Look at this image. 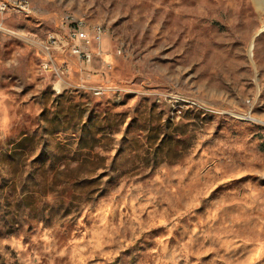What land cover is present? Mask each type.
Instances as JSON below:
<instances>
[{
	"label": "rangeland",
	"instance_id": "rangeland-1",
	"mask_svg": "<svg viewBox=\"0 0 264 264\" xmlns=\"http://www.w3.org/2000/svg\"><path fill=\"white\" fill-rule=\"evenodd\" d=\"M27 1L0 28V264H264V0ZM68 15L103 35L59 79L38 43Z\"/></svg>",
	"mask_w": 264,
	"mask_h": 264
},
{
	"label": "built area",
	"instance_id": "built-area-1",
	"mask_svg": "<svg viewBox=\"0 0 264 264\" xmlns=\"http://www.w3.org/2000/svg\"><path fill=\"white\" fill-rule=\"evenodd\" d=\"M25 11H33L26 0H0V28H4V19L7 15L24 16ZM65 31H48L39 41L38 45L44 57L41 60V69L51 71L59 79L67 73L66 63L58 64L55 61V53L73 56L81 65L82 70H87L93 58L92 45L102 40L103 29L95 27L93 33L85 29L84 21L66 16ZM101 94V89L95 90Z\"/></svg>",
	"mask_w": 264,
	"mask_h": 264
},
{
	"label": "bare ground",
	"instance_id": "bare-ground-1",
	"mask_svg": "<svg viewBox=\"0 0 264 264\" xmlns=\"http://www.w3.org/2000/svg\"><path fill=\"white\" fill-rule=\"evenodd\" d=\"M26 2H29V1L26 0ZM31 12L33 11H25V17H31Z\"/></svg>",
	"mask_w": 264,
	"mask_h": 264
},
{
	"label": "crops",
	"instance_id": "crops-1",
	"mask_svg": "<svg viewBox=\"0 0 264 264\" xmlns=\"http://www.w3.org/2000/svg\"><path fill=\"white\" fill-rule=\"evenodd\" d=\"M93 53H95V52H93ZM75 59V58H74ZM76 60V59H75Z\"/></svg>",
	"mask_w": 264,
	"mask_h": 264
}]
</instances>
